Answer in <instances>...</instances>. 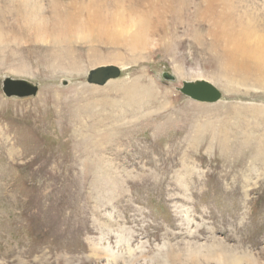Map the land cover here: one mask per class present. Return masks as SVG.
I'll list each match as a JSON object with an SVG mask.
<instances>
[{
  "label": "rangeland",
  "instance_id": "1",
  "mask_svg": "<svg viewBox=\"0 0 264 264\" xmlns=\"http://www.w3.org/2000/svg\"><path fill=\"white\" fill-rule=\"evenodd\" d=\"M247 29L264 0H0V264H264V72L225 53Z\"/></svg>",
  "mask_w": 264,
  "mask_h": 264
},
{
  "label": "water",
  "instance_id": "2",
  "mask_svg": "<svg viewBox=\"0 0 264 264\" xmlns=\"http://www.w3.org/2000/svg\"><path fill=\"white\" fill-rule=\"evenodd\" d=\"M121 70L113 65L100 66L88 73L87 83L104 86L107 82L119 78ZM38 87L25 80L4 78L2 92L7 98H28L37 94ZM178 91L193 102L201 104H215L221 98L219 90L205 80L183 82Z\"/></svg>",
  "mask_w": 264,
  "mask_h": 264
},
{
  "label": "bare ground",
  "instance_id": "3",
  "mask_svg": "<svg viewBox=\"0 0 264 264\" xmlns=\"http://www.w3.org/2000/svg\"><path fill=\"white\" fill-rule=\"evenodd\" d=\"M117 3V2H116ZM112 4V3H111ZM118 4V3H117ZM116 4V5H117ZM99 6V4H98ZM110 7V6H109ZM119 7V5H118ZM260 7V6H259ZM258 7V8H259ZM112 8V7H111ZM119 9V8H118ZM122 11V10H121ZM121 13V12H120ZM262 13V12H261ZM121 15V14H120ZM225 16V15H224ZM32 17V16H31ZM223 17V16H222ZM227 19V18H226ZM32 20V19H31ZM119 22V21H118ZM255 22V21H254ZM36 23V22H35ZM140 23V22H139ZM249 23L252 25L251 21ZM142 24V23H141ZM221 25V24H220ZM255 26V25H254ZM137 28V27H136ZM139 28V27H138ZM113 29V28H112ZM141 30V29H140ZM145 30V29H144ZM252 30V29H251ZM46 31V30H45ZM36 32V31H35ZM117 32V31H116ZM144 32V31H143ZM252 33V31H250ZM247 30H243L241 32H233V33H226V48L225 53L227 60L230 63H233V66H240L241 68L249 67L253 65L257 67L259 71L264 72V39L261 36L250 34ZM37 33V32H36ZM35 33V34H36ZM144 34V33H143ZM142 34V35H143ZM115 35V34H114ZM119 35V34H118ZM41 36V35H40ZM113 37V36H112ZM116 37V36H115ZM39 38V37H38ZM79 38V37H78ZM143 38V37H141ZM143 40V39H142ZM131 41V40H130ZM138 41V40H136ZM143 42V41H142ZM137 43V42H136ZM246 62L247 66L242 65ZM209 255V254H208ZM217 255V254H215ZM224 256V255H222ZM221 256V257H222ZM204 257V256H203ZM202 257V258H203ZM225 257V256H224ZM166 258V257H165ZM223 258V257H222ZM235 258V257H234ZM111 259V257H110ZM205 259V257H204ZM214 259V258H212ZM231 259V258H230ZM240 259V258H239ZM117 260V259H116ZM194 260V259H193ZM234 260V259H233ZM226 262H228L226 260ZM232 262V260H231ZM237 260L232 262L235 264ZM239 260L238 263H240ZM165 263V262H163ZM237 263V264H238ZM228 264V263H226ZM241 264V263H240Z\"/></svg>",
  "mask_w": 264,
  "mask_h": 264
}]
</instances>
